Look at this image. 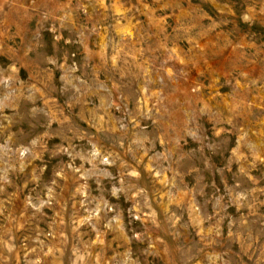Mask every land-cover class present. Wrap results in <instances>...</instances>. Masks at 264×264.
Here are the masks:
<instances>
[{
	"label": "rangeland",
	"instance_id": "obj_1",
	"mask_svg": "<svg viewBox=\"0 0 264 264\" xmlns=\"http://www.w3.org/2000/svg\"><path fill=\"white\" fill-rule=\"evenodd\" d=\"M0 264H264V0H0Z\"/></svg>",
	"mask_w": 264,
	"mask_h": 264
}]
</instances>
